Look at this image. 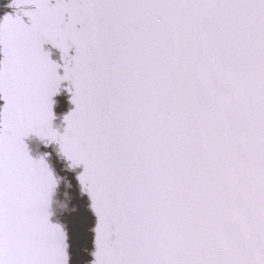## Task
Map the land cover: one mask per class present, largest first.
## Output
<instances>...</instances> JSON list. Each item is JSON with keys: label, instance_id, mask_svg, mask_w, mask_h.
<instances>
[{"label": "snow or ice", "instance_id": "6c2138e0", "mask_svg": "<svg viewBox=\"0 0 264 264\" xmlns=\"http://www.w3.org/2000/svg\"><path fill=\"white\" fill-rule=\"evenodd\" d=\"M9 7L0 264H72L60 177L33 137L76 170L94 218L86 264H264V0Z\"/></svg>", "mask_w": 264, "mask_h": 264}, {"label": "rangeland", "instance_id": "374dc122", "mask_svg": "<svg viewBox=\"0 0 264 264\" xmlns=\"http://www.w3.org/2000/svg\"><path fill=\"white\" fill-rule=\"evenodd\" d=\"M17 10L12 11V15H15ZM56 100V106H55V113L57 114V119L55 120V124L57 126H61L62 125V118L60 116H58L59 113H63L64 109L67 108V101H68V97L67 95H64V93L62 95H58L57 98L55 97ZM33 141L32 138H29L28 140H26V143H28V145ZM41 147V152L48 151L51 152L53 150H55L54 147H49L48 149H44L42 146ZM37 152V151H36ZM58 162L51 161L52 165L54 166L58 176L60 177V183H59V187H58V191H57V202L58 203H66V201H70L71 203H69V207L71 208H78V206H80V203L78 202L77 199H83V198H87L86 196L82 197H76L74 194V189L72 184H78L76 181V178H73L74 176L77 175L76 170L74 169H70L66 166H64L62 163L60 158L57 156ZM85 244H86V239L84 238V235L79 234L77 235L75 238L72 239V248H71V254H72V264H84L83 260L84 258H82L83 254H84V248H85ZM85 261V260H84Z\"/></svg>", "mask_w": 264, "mask_h": 264}, {"label": "bare ground", "instance_id": "6f19581e", "mask_svg": "<svg viewBox=\"0 0 264 264\" xmlns=\"http://www.w3.org/2000/svg\"><path fill=\"white\" fill-rule=\"evenodd\" d=\"M6 14H2V15H0V19H2L4 16H5ZM53 55H55V56H57V52H53ZM2 103H3V101H1ZM72 106H70V108H71ZM70 108H69V110H70Z\"/></svg>", "mask_w": 264, "mask_h": 264}]
</instances>
